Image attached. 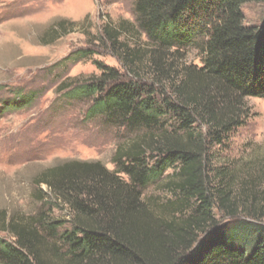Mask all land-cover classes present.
<instances>
[{"label":"trees","instance_id":"trees-1","mask_svg":"<svg viewBox=\"0 0 264 264\" xmlns=\"http://www.w3.org/2000/svg\"><path fill=\"white\" fill-rule=\"evenodd\" d=\"M252 2L264 0H136L134 22L109 20L86 34L78 59L103 48L121 66L95 60L98 75L67 79L61 91L91 101L87 117L145 133L117 147L114 169L72 159L39 173V210L0 209V264H60L46 252L49 241L67 264H264V210L245 202L248 188L236 198V172L218 164L246 123V100L264 98V25H247L243 11ZM86 21H57L44 44ZM190 49L200 65L188 61ZM15 96V107L34 99ZM156 182L173 196L168 212L177 217L161 222L151 213L143 191ZM64 208L65 219L53 218ZM216 209L232 221L220 226Z\"/></svg>","mask_w":264,"mask_h":264},{"label":"rangeland","instance_id":"rangeland-1","mask_svg":"<svg viewBox=\"0 0 264 264\" xmlns=\"http://www.w3.org/2000/svg\"><path fill=\"white\" fill-rule=\"evenodd\" d=\"M135 2L0 0V209L9 216L19 213L27 217L42 207L38 201L41 192L34 184L42 171L72 159L100 161L114 169L117 147L128 146L144 135L142 130L107 125L101 115L87 117L91 101L70 98L60 88L67 79L98 75L95 60L120 68L116 57L103 48H97L99 54L87 59H78L75 52L87 46L86 34H98L105 22H134ZM243 11L247 25H264V2L248 3ZM62 19L87 21L81 28L75 27L74 32L44 44L53 38L46 36L49 27ZM199 56L198 50L190 49L188 61L200 65ZM16 93H32L34 99L31 104L15 107L12 103ZM246 102L249 109L246 123L231 134L218 164L236 172L235 197L242 201L248 194L245 202H254L256 210H264L261 208L264 207V98L251 97ZM214 152L218 153L216 149ZM160 183L144 189L143 199L151 213L163 222L177 215L168 212L173 196L160 188ZM41 188L50 194L45 184ZM245 188L250 192L243 193ZM214 213L220 226L232 221L217 209ZM66 215L65 208L56 209L53 218L65 219ZM160 229L164 230V225ZM205 236V232H199L198 241ZM49 243L46 252L50 258L67 264L65 256L62 261L57 256L64 254L63 247L57 245L55 251L52 241ZM155 257L153 254L152 258Z\"/></svg>","mask_w":264,"mask_h":264}]
</instances>
